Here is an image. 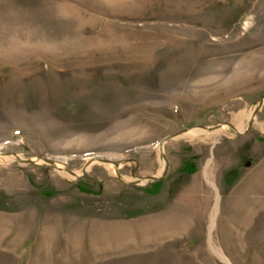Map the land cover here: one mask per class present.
Instances as JSON below:
<instances>
[{"label":"rangeland","instance_id":"rangeland-1","mask_svg":"<svg viewBox=\"0 0 264 264\" xmlns=\"http://www.w3.org/2000/svg\"><path fill=\"white\" fill-rule=\"evenodd\" d=\"M263 162L264 0H0V264H264Z\"/></svg>","mask_w":264,"mask_h":264},{"label":"bare ground","instance_id":"bare-ground-1","mask_svg":"<svg viewBox=\"0 0 264 264\" xmlns=\"http://www.w3.org/2000/svg\"><path fill=\"white\" fill-rule=\"evenodd\" d=\"M245 130V129H243ZM4 159V158H3ZM264 162L258 167V169L255 172V175L253 176V180L255 181V184L251 186V191H261L263 189L264 191ZM214 170L211 167L210 163L205 167L202 174L197 177L195 182L189 186L185 192V194L179 196L177 198V202H175V206L172 209V212L170 213V223L172 225H192V221H195V231H201L204 224L208 225V245L214 248L213 243V228L214 225L217 223V220L219 219V207H220V193L218 190V186L216 184V180ZM209 185L210 188H206L205 186ZM201 194V195H200ZM235 194V192H234ZM234 194L231 198L234 197ZM245 194H241L240 196H237L234 198L236 202H234V209L232 210V213L236 215L238 213V217L242 218L244 220V214L248 211L249 214L245 216V220L249 221L252 216V207L257 206L259 203H261V200H256L255 202H251V200H246L245 202L249 207H245L242 205V198ZM248 195V193L246 194ZM213 207L211 210V204L212 200ZM181 205L184 206V208L180 207ZM185 207L186 211H185ZM210 208V209H209ZM188 211H192L195 213L193 215L194 217H191V213ZM210 211V212H209ZM190 215V216H189ZM209 215V218L207 217ZM194 218V219H193ZM247 218V219H246ZM207 220V221H206ZM180 225V226H181ZM193 230V231H194Z\"/></svg>","mask_w":264,"mask_h":264}]
</instances>
